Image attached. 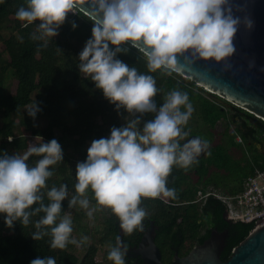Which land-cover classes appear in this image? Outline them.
I'll return each mask as SVG.
<instances>
[{
    "label": "clouds",
    "instance_id": "clouds-1",
    "mask_svg": "<svg viewBox=\"0 0 264 264\" xmlns=\"http://www.w3.org/2000/svg\"><path fill=\"white\" fill-rule=\"evenodd\" d=\"M85 3L91 8L93 27L79 53V71L91 78L118 112L124 109L133 118L127 117L124 126H113L109 137L91 142L87 158L76 165L75 194L70 198L65 184L43 191L54 174L50 166L64 161L56 139L33 145L24 156L7 152L0 156V213L6 214V225L11 228L20 221L27 226L30 217L44 213L31 236L37 241L50 236L52 249L89 242L87 235L79 241L72 236L71 215H61L65 199L69 209L78 206L90 219L96 211L110 209L126 235L143 231L147 212L141 207L142 200L175 199L176 190L167 186L173 167L187 171L198 164L209 146L200 137L181 143L190 136L191 129L185 131L183 126L194 112L188 93L173 89L164 94L158 107L155 97L162 90L156 79L130 67L118 54L135 48L146 58L149 72L160 70L169 76L181 73L178 57L189 64L223 62L228 71L232 67L228 59L237 51L233 41L240 25L251 29L254 23L247 16L242 20L234 15L230 0H26L15 16L23 27L38 21L31 39L47 47L48 38L58 35L68 14ZM236 11L243 8L237 5ZM72 27H77L75 22ZM38 111L36 103L28 115L35 118ZM147 113H154V118L138 127ZM32 154L42 157L35 166L27 163ZM89 190L96 206L86 196ZM126 254L127 246L117 236L107 258L113 264H126ZM30 264H56V260L38 257Z\"/></svg>",
    "mask_w": 264,
    "mask_h": 264
},
{
    "label": "trees",
    "instance_id": "trees-1",
    "mask_svg": "<svg viewBox=\"0 0 264 264\" xmlns=\"http://www.w3.org/2000/svg\"><path fill=\"white\" fill-rule=\"evenodd\" d=\"M22 5L26 6V0H0V156L5 152L24 156L33 145L56 139L62 146L64 161L50 166L54 174L43 191L47 192L53 185L65 184L70 198L75 194L76 165L87 158L91 142L109 137L113 126H124L128 113L124 109L118 112L91 78L79 71V53L92 36L93 21L89 16L80 9L69 13L58 35L48 38L47 47H40L43 41L31 39L39 22L23 27L16 19L15 13ZM73 22L77 25L75 29ZM118 58L156 79L157 88L162 90L155 97L158 107L167 92L173 89L187 92L198 111L200 126L205 127V130L199 127L193 130L205 133L210 145L206 156L187 171L173 167L167 186L176 190L175 199L161 196L142 200L141 207L147 212L143 223L148 219L155 220V241L161 249L162 260L170 261L176 252L187 254L194 246L202 244L210 236L212 226L230 230L221 254V258L227 260L255 224L225 221L227 206L221 199L210 194L199 201L198 195L210 191L236 194L247 176L257 167L264 168V154L254 142L249 143L251 135L254 140L264 143V120L237 105L231 104L233 109L228 108L221 102V97L207 94L208 90L181 73L174 72L169 76L160 70L149 72L146 58L135 48H130L127 54H118ZM11 79L17 81L15 91L9 88ZM36 103L40 111L33 118L25 110ZM154 115L145 114L138 127L142 128L143 122L153 119ZM36 118L40 124L36 123ZM132 118L128 117L129 120ZM220 120H225L226 126L219 134L214 128ZM189 124L183 126L185 131ZM192 133L191 130L190 135ZM237 136L243 139L242 142ZM34 137L44 141L34 140ZM235 150L243 151V159L236 156ZM40 158L32 154L27 163L35 166ZM86 196L91 205L96 206L91 190ZM44 202L48 203L46 196ZM66 214L73 220L72 236L79 241L87 235V244L52 249L50 236L38 241L31 236L37 231L35 222L44 213L30 217L27 226L15 221L11 228L5 223L6 214L0 213V264H30L33 259L49 256L56 264H113L107 258L108 252L121 228L111 210H98L90 219L78 206L69 209L65 199L61 215ZM142 235L143 231L131 235L123 233L121 239L130 248L140 242ZM101 249H104L106 261L98 258ZM125 261L126 264H146L141 257L125 256Z\"/></svg>",
    "mask_w": 264,
    "mask_h": 264
},
{
    "label": "water",
    "instance_id": "water-1",
    "mask_svg": "<svg viewBox=\"0 0 264 264\" xmlns=\"http://www.w3.org/2000/svg\"><path fill=\"white\" fill-rule=\"evenodd\" d=\"M234 15L249 17L254 23L251 29L242 23L234 38L236 53L228 59L232 65L224 70L223 62L215 60H198L194 64L185 63L183 57H178L182 66L181 74L227 102L237 105L256 117L264 120V0H230ZM239 5L243 11H236ZM89 16L91 8L85 3L80 8ZM250 64L253 66L250 67ZM203 137L192 134L182 141ZM207 141V140H206ZM209 147V146H208ZM208 148L198 159L205 156ZM225 217L228 221L232 220ZM124 232L120 230L118 236ZM229 232L213 228L210 236L199 245L194 246L186 255L175 253L174 260L165 263L162 252L155 241L156 229L154 220L149 231L144 233L141 242L135 247H127L128 257H141L146 264H264V222L255 227L237 246L233 248L227 260L221 258L226 247ZM125 244V243H124Z\"/></svg>",
    "mask_w": 264,
    "mask_h": 264
},
{
    "label": "built area",
    "instance_id": "built-area-1",
    "mask_svg": "<svg viewBox=\"0 0 264 264\" xmlns=\"http://www.w3.org/2000/svg\"><path fill=\"white\" fill-rule=\"evenodd\" d=\"M77 9L74 10V13ZM227 206L228 216L232 220L250 223L264 222V168L257 167L244 179L241 190L236 194H224L220 191H210Z\"/></svg>",
    "mask_w": 264,
    "mask_h": 264
},
{
    "label": "rangeland",
    "instance_id": "rangeland-1",
    "mask_svg": "<svg viewBox=\"0 0 264 264\" xmlns=\"http://www.w3.org/2000/svg\"><path fill=\"white\" fill-rule=\"evenodd\" d=\"M1 46H2V45H1ZM9 82H10V83H9V88H11V90L15 91V89H16V85H17V81L11 79ZM204 89L207 90L208 88L204 87ZM208 90H209V89H208ZM206 92H207V94H210L211 96L214 95L213 93H210L209 91H206ZM219 98H220V97H219ZM220 100H221V102H222L224 105H226L228 108L233 109V105H231V103L227 102V101H226L225 99H223V98H220ZM33 106H34V105H29V106L26 108L25 112H28V109L32 108ZM197 112H198V111L194 108V112H193V114H192V116H191V118H190V120H189V123H190V124H189V129L192 130V132H193L192 134H197V135H199V136H201V137H203L204 139L207 140V138H206L207 135H206L205 133H203V132L200 131V130H193V129H197L198 127H199L200 129L205 130L204 125L200 126V122H201V121H200V118H199ZM38 120H39V118H36L35 121H36V123L40 124ZM225 126H226V121H225V120H220V121L218 122V125L216 126V128H214V131H215L216 133H219V134H220V133H222V132L225 130ZM33 139H34V140L44 141V139L39 138V137H34ZM237 140H238L239 142H242L239 136H237ZM260 149H261V150H264V143H263V146H262ZM234 153L236 154L237 157H240V160L243 159V157L245 156L242 150H240V151H239V150H235ZM248 155H250V154L248 153ZM20 156H23V154L20 155ZM91 206H92V205H91ZM85 211H86V210H85ZM92 223H93V221H92ZM98 258H99V260H101V261H106V258H105V256H104V249H101V250L99 251Z\"/></svg>",
    "mask_w": 264,
    "mask_h": 264
},
{
    "label": "flooded vegetation",
    "instance_id": "flooded-vegetation-1",
    "mask_svg": "<svg viewBox=\"0 0 264 264\" xmlns=\"http://www.w3.org/2000/svg\"><path fill=\"white\" fill-rule=\"evenodd\" d=\"M250 138L252 139V140H250L249 141V143L250 144H252V142H254L255 143V145L260 149L262 146H263V143H261V142H259V141H256V140H254L253 139V135H251L250 136ZM240 139H241V141L243 140L241 137H240ZM209 147H210V145H209ZM209 147H208V150H207V153L209 152ZM261 150V149H260ZM262 151V153L264 154V150H261ZM206 153V154H207ZM206 154H205V156H206ZM201 159V158H200ZM199 160V159H198ZM207 198V195H205L203 192H200L199 193V195H198V200L199 201H202V200H205ZM227 217H229L228 215H227ZM224 218H226V217H224ZM153 219H148L146 222L147 223H144V230H143V235H144V233H146L147 231H149V229H150V227H151V221H152ZM225 221H227V222H229L227 219H224ZM231 221H233V220H231ZM154 222H155V220H154ZM213 228H215V226H212ZM212 228V229H213ZM217 228V227H216ZM155 229H157V225H156V223H155ZM225 230H227L228 232L230 231L229 230V228H227V227H225ZM222 231V230H221ZM143 235H142V237H143ZM142 237H141V240H142ZM141 240H140V242H141ZM139 242V243H140ZM139 243L137 244V245H139ZM135 247V246H134ZM184 255H186V254H183V255H179V256H184ZM174 257H175V255H174ZM174 257H173V259L172 260H170V261H167V260H165L164 262L165 263H170V262H172L173 260H174ZM132 258V257H131ZM134 258H139V257H134Z\"/></svg>",
    "mask_w": 264,
    "mask_h": 264
}]
</instances>
